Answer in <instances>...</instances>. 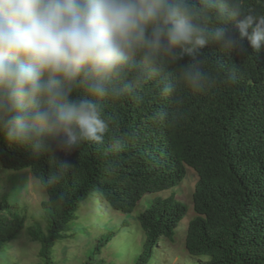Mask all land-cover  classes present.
I'll use <instances>...</instances> for the list:
<instances>
[{
    "label": "trees",
    "instance_id": "1",
    "mask_svg": "<svg viewBox=\"0 0 264 264\" xmlns=\"http://www.w3.org/2000/svg\"><path fill=\"white\" fill-rule=\"evenodd\" d=\"M245 6L264 13V0H245ZM202 57L209 68L241 67L240 80L215 86L205 96H193L177 85L173 100L160 94L164 81L175 80L172 64L145 81L136 95L105 101L104 112L112 118L115 135L125 141V151L84 144L68 154L57 152L56 160L74 167L60 183H47L53 159H36L0 136V166L27 169L43 181L48 195L42 203L44 230L39 225L27 228L30 239L39 244L35 264H53L54 244L64 238L66 225L83 202L95 199L100 215L107 208L131 213L146 193L177 185L184 165L197 175L192 193L195 214L183 241L189 259L199 260L195 264H264V51L253 54L245 42L230 55L207 47ZM160 109L169 113L168 122L154 119ZM5 199L0 201V211L6 212L0 213V249L23 226V217ZM185 210L170 194L153 197L137 212L143 240L134 264L155 259L157 243L173 236ZM111 234L99 238L84 264H102L95 256Z\"/></svg>",
    "mask_w": 264,
    "mask_h": 264
},
{
    "label": "clouds",
    "instance_id": "2",
    "mask_svg": "<svg viewBox=\"0 0 264 264\" xmlns=\"http://www.w3.org/2000/svg\"><path fill=\"white\" fill-rule=\"evenodd\" d=\"M245 42L264 51V13L245 0H0V136L53 159L47 183H60L74 167L57 152L125 151L105 101L136 95L172 64L177 75L160 94L173 100L177 85L193 96L235 85L241 67L209 68L202 54L215 46L230 55Z\"/></svg>",
    "mask_w": 264,
    "mask_h": 264
},
{
    "label": "rangeland",
    "instance_id": "3",
    "mask_svg": "<svg viewBox=\"0 0 264 264\" xmlns=\"http://www.w3.org/2000/svg\"><path fill=\"white\" fill-rule=\"evenodd\" d=\"M196 180L195 171L184 165V176L177 185L157 193H146L131 213L115 212L107 208L106 214L100 215L101 208L95 199L90 200V204L83 202L76 211L75 218L66 225L64 238L54 244L53 264H84L90 248L99 238L112 232L111 238L100 248L95 258L102 260V264H134L135 255L143 240L135 219L137 212L143 210L153 197H166L170 194L185 205V214L173 236L159 240L154 253L155 259L149 264L199 262L189 259L183 246L187 223L195 214L192 193ZM2 197L12 205L13 212L23 217V226L14 239L2 245L0 264H35L39 260V244L30 239L27 228L39 225L44 230L45 212L42 203L47 200L48 195L41 182L27 169L9 170L0 166V201ZM2 212L6 214L5 211H0Z\"/></svg>",
    "mask_w": 264,
    "mask_h": 264
}]
</instances>
